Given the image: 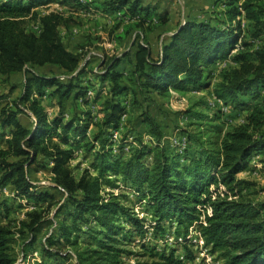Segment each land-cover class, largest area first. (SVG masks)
<instances>
[{"label":"trees","instance_id":"16d2710c","mask_svg":"<svg viewBox=\"0 0 264 264\" xmlns=\"http://www.w3.org/2000/svg\"><path fill=\"white\" fill-rule=\"evenodd\" d=\"M54 1L63 7L79 6L86 13L113 17L122 13L121 20L135 19L129 50L103 61L94 72L101 86L95 99L102 88L108 90L104 116L96 123L91 122L90 111L64 117L70 99L88 103L87 93L93 88L85 85L80 68L84 53L69 49L61 33V28L73 27L76 12L38 11ZM214 5L223 11L209 18L189 15L162 37L156 56L149 39L156 27L152 23L167 24L169 15L143 0H0V74L7 78L23 74L21 94L11 104L2 106L6 96L0 95V133H8L6 148H0V193L11 185L18 197L36 203L53 200V193L38 188L29 173L35 163L50 169L53 188L66 196L58 212L68 211L56 221L58 239L54 235L46 239L43 251L48 256L55 255L51 248L61 240L75 248L78 264H122L127 252L122 245L144 236L145 225L121 196L103 192L115 175L136 189L159 226L172 221L184 234L196 227L223 258L222 264H264V205L246 194L256 183L238 176L254 155L264 152V44L257 43L264 36V0H215ZM27 19L39 22V30H29ZM243 19L251 24L250 39H241ZM234 50L236 66L222 72L213 94L248 113L244 123L225 132L218 150L191 157L169 151L162 143L163 127L149 109L139 118L155 144L139 139L126 153L130 134L126 133L116 147L113 132L127 112L128 100L134 104L153 93L168 96L171 89L207 88L210 67ZM125 59L129 69L121 67ZM46 66L61 74L37 70ZM46 98L58 107L53 116L44 105ZM29 112L32 127L20 118ZM92 124L96 130L90 137ZM80 143L92 161L76 177L70 161L76 154L74 145ZM27 216L19 227L0 222V264H16L12 241L19 240L24 258L34 249L44 211L34 209ZM161 256L164 264H187L173 251ZM186 256L193 259L188 248Z\"/></svg>","mask_w":264,"mask_h":264},{"label":"rangeland","instance_id":"374dc122","mask_svg":"<svg viewBox=\"0 0 264 264\" xmlns=\"http://www.w3.org/2000/svg\"><path fill=\"white\" fill-rule=\"evenodd\" d=\"M59 1H54L47 6L38 8L41 13L52 10L64 11L74 14L75 23L70 30L61 28V33L64 42L68 48H72L74 52L84 53V60L80 68L85 72L83 78L85 85H89L94 89V97L85 103L83 100L70 99L69 104L65 109V119L71 117L74 112L82 114L83 111L91 112V122L100 121L103 116L102 104L108 97L107 88H102L101 96L95 99L97 92L101 88L99 78L94 74L99 70V65L103 61L108 60L113 55H122L123 52L131 47V40L135 37L136 27L135 19L121 20V16H105L100 13H86L79 10V6H73L66 3L63 7ZM144 4L156 6L159 12H167L169 15L168 23L161 24L157 20L152 23L156 27L149 35L150 43L153 52L157 53L161 39L166 34L177 27L178 23L186 19L189 15L197 17H215L223 11L221 5H214L215 0H143ZM27 28L31 31H38L39 24L27 19ZM145 27H149L146 25ZM251 24L246 19L242 20V38L250 39L251 35L249 28ZM264 36L257 40L258 44H264ZM242 41V40H241ZM236 51L223 59L217 61L210 67L208 77L206 78L209 87L192 88L184 92H179L171 89L170 95L159 96L156 93L152 94V98H140V103H132L128 100L127 112L121 118L120 137L126 133L127 143L124 151L128 153L129 145L136 147L139 139L144 140L150 145L155 144V138L149 135L147 128L142 124L139 118L140 114L149 109L152 114L160 121L163 127L162 143L169 151H180L183 157L202 156V153L218 150L221 141L232 126L245 122L247 110L235 108L232 104H221L215 99L213 94L214 84L221 79V74L224 70L235 67L233 56ZM129 69L130 65L125 59L121 66ZM38 71L54 72L61 74L57 68L46 66L38 68ZM23 82V74H16L9 78L0 74V95H5L6 98L2 104L9 105L13 99L21 94ZM130 99V97H128ZM44 105L48 113L53 116L58 112V107H53L51 99H44ZM122 116V117H123ZM21 121L27 127H32L34 119L29 112L28 114L20 115ZM1 130V127H0ZM96 127L92 124L89 136L91 137ZM9 131V130H8ZM130 136L132 139H130ZM0 133V148H6V138ZM120 138V140H121ZM186 139L187 148L180 150L177 147V142L180 139ZM178 140V141H177ZM177 141V142H175ZM120 142H116L118 148ZM76 149L75 157L70 161V166L73 169V174L79 177L85 168L91 167L92 155L87 152L84 143L74 145ZM116 149V148H115ZM30 178L35 185L40 189H47L54 195L53 200L45 203H36L33 200L18 197L11 185H8L0 193V222L11 223L19 227V221L28 219L27 213L34 210L44 211L45 222L36 232L37 243L31 253L24 258L20 251L19 240L12 241V253L16 257V264H78L75 257V248L62 241H57L53 245L51 251L54 256H48L44 251V244L50 235H54L57 240V224L58 219H62L67 214V208H63L58 212V208L66 202L65 194L60 190L53 188V174L49 168H43L41 163H35L29 167ZM240 178L249 179L256 183L255 186L246 191L248 197L256 203L264 205V152L257 153L251 158L249 167L238 175ZM114 179L110 184H105L103 192L115 194L122 197L128 206L133 208L136 215L143 220L145 225L144 236L134 238V241L122 245L127 252L122 256V264H164L161 254H169L172 251L177 257L185 261L187 264H222L223 258L218 252L212 250L211 245H207L202 239L196 227H191L188 234H184L175 222H162L159 226L156 218L151 214L147 202L140 200V196L136 189L130 184L124 182L120 176H111ZM4 201V203H2ZM50 203V204H49ZM264 213V210H263ZM94 227L97 224L91 223ZM17 239V235H16ZM15 239V240H16ZM81 240V244H83ZM187 248L193 253V259L187 258ZM151 249L156 250L154 253Z\"/></svg>","mask_w":264,"mask_h":264},{"label":"built area","instance_id":"2783aa9c","mask_svg":"<svg viewBox=\"0 0 264 264\" xmlns=\"http://www.w3.org/2000/svg\"><path fill=\"white\" fill-rule=\"evenodd\" d=\"M118 15H120V13H118ZM37 23L39 24V22H37ZM240 42H241V40H240ZM234 51H236V50H234ZM93 97H94V90L93 89H89L88 90V93H87V99H91ZM215 99L218 102H220L221 104H223V101L221 99L217 98L216 96H215ZM122 118H124V116ZM120 138H121L120 137V131L118 129L114 130V132H113V140L115 142H120ZM130 139H132L131 136H130ZM177 141H175V142H177ZM176 146L179 147L180 150H185L187 148V141H186V139H183V138L180 139V141L177 142V145Z\"/></svg>","mask_w":264,"mask_h":264},{"label":"crops","instance_id":"0c3cea01","mask_svg":"<svg viewBox=\"0 0 264 264\" xmlns=\"http://www.w3.org/2000/svg\"><path fill=\"white\" fill-rule=\"evenodd\" d=\"M65 13H66V12H65ZM67 14H68V13H67ZM121 14H122V13H121ZM121 14H120V15H121ZM66 45H67V44H66ZM69 49H71V50H72V48H69ZM72 51H74V50H72ZM159 53H160V47H159V49H158L157 53H155V52H154V54L157 56Z\"/></svg>","mask_w":264,"mask_h":264}]
</instances>
